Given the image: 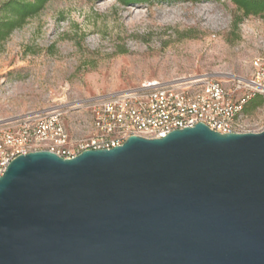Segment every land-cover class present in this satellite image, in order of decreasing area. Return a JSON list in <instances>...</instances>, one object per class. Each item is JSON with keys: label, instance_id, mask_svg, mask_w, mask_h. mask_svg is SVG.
Returning a JSON list of instances; mask_svg holds the SVG:
<instances>
[{"label": "water", "instance_id": "obj_1", "mask_svg": "<svg viewBox=\"0 0 264 264\" xmlns=\"http://www.w3.org/2000/svg\"><path fill=\"white\" fill-rule=\"evenodd\" d=\"M0 264H264V129L18 156L0 178Z\"/></svg>", "mask_w": 264, "mask_h": 264}, {"label": "rangeland", "instance_id": "obj_2", "mask_svg": "<svg viewBox=\"0 0 264 264\" xmlns=\"http://www.w3.org/2000/svg\"><path fill=\"white\" fill-rule=\"evenodd\" d=\"M256 60L264 63V17H244L230 0H51L0 41V124L150 79L230 74L264 84ZM259 95L252 131L264 128Z\"/></svg>", "mask_w": 264, "mask_h": 264}, {"label": "built area", "instance_id": "obj_3", "mask_svg": "<svg viewBox=\"0 0 264 264\" xmlns=\"http://www.w3.org/2000/svg\"><path fill=\"white\" fill-rule=\"evenodd\" d=\"M254 65L264 68L260 60ZM259 93H264L259 80L196 75L144 80L99 96L63 100L0 124V178L15 158L36 151L70 159L86 150L121 146L131 136L157 139L198 123L220 134L260 132L264 128L250 130L243 113L246 101Z\"/></svg>", "mask_w": 264, "mask_h": 264}, {"label": "trees", "instance_id": "obj_4", "mask_svg": "<svg viewBox=\"0 0 264 264\" xmlns=\"http://www.w3.org/2000/svg\"><path fill=\"white\" fill-rule=\"evenodd\" d=\"M51 0H5L2 4L4 16L0 19V41L5 40L16 28L21 27L26 19L34 17ZM100 1V0H91ZM119 4L146 5L156 1L197 3L203 0H116ZM243 14L264 17V0H230ZM262 96L255 94L243 106V113L249 115L261 105Z\"/></svg>", "mask_w": 264, "mask_h": 264}]
</instances>
